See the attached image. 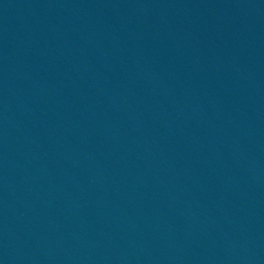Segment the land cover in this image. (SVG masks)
I'll return each mask as SVG.
<instances>
[{
    "label": "water",
    "instance_id": "obj_1",
    "mask_svg": "<svg viewBox=\"0 0 264 264\" xmlns=\"http://www.w3.org/2000/svg\"><path fill=\"white\" fill-rule=\"evenodd\" d=\"M0 264H264V0H0Z\"/></svg>",
    "mask_w": 264,
    "mask_h": 264
}]
</instances>
